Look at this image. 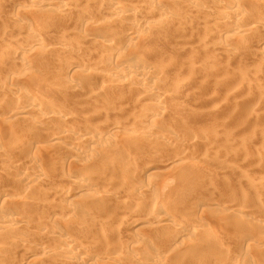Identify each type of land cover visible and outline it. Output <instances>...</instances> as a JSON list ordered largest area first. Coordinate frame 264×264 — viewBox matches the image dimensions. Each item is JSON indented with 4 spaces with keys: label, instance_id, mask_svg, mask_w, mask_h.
Instances as JSON below:
<instances>
[{
    "label": "rangeland",
    "instance_id": "1",
    "mask_svg": "<svg viewBox=\"0 0 264 264\" xmlns=\"http://www.w3.org/2000/svg\"><path fill=\"white\" fill-rule=\"evenodd\" d=\"M1 1L0 37L3 32L2 30H9L11 29L10 27H12L9 32L11 31L10 33L13 36H22L25 38V42H30L31 40H28L32 38L34 41V38L42 37L43 40L46 38L44 40L45 43L47 42L46 44L58 48L56 46L57 42L54 41L55 37L59 35H66L68 40H70L72 43V46L75 44L74 49L72 48L69 51L67 50L68 52H62L63 54L60 52V55H57L52 51H46L43 53L40 52V54L39 51H36L34 53L36 56L31 57L33 62L36 59L38 60L35 61V63H37L36 66L28 67L27 70L21 74L22 76H20V78H23L20 79L22 80L20 83H26L24 85L22 84V86L24 87L27 85L25 88L29 89L38 99H42H39V101L41 102V105L44 106L43 110L45 113L58 114L59 112L62 114H68L67 116L70 115V119L73 118L70 121V123L73 124L76 118L77 120L82 119L84 121V115L87 117H92L95 115L93 112H98L97 109L99 108L98 106H100L99 113H103L102 115L96 113L97 115L93 116L92 118L88 117L89 120L86 117V121L84 122L89 123L86 124L81 122L83 126L80 124L82 126L80 127L79 125L80 129L79 127L77 128V126V129L75 128L76 131H79V133H82V130H88V134L89 132L91 133L90 135L95 133L93 135L95 137L100 136L99 134L103 131L101 130L103 127V129H107L109 122L111 123L109 127H111L112 124L122 125L119 132L115 135L116 137L113 139V142L110 141V144H112L111 147L108 146V148L105 147L100 150L97 149L91 151L92 154H90L94 155L93 157L97 158V160L99 159L98 161L94 159V161L97 163L92 162L93 159L90 163V159H87L89 158L87 156H90V154L87 156H82L83 154L78 153V150L75 152L76 150L73 151L72 149L65 148L63 146L62 149L61 146H57V148L46 147L45 149L43 147L32 148L26 143V147L25 145L23 146L27 151H25L24 158L26 157L27 159H30L32 157H37L43 167L46 168V172H48L47 174H50V176L48 175V180L43 179L40 188L29 187V189L28 187L22 186L20 184L18 188L14 190L12 195L21 194L25 198L33 200L32 203L35 204V206H33L31 203V206H33V209L30 206L31 210H27L29 209V205L27 206L25 215L26 219L29 217L31 218V221H34L33 224H36L40 219H46L49 212L53 215L55 214V220L52 219L49 222L50 227L53 229H62L67 237L73 240L75 244H81L84 248H88H81V250L78 248L77 252L72 253V255L79 257L83 253H89L90 258H92L91 262H95L96 264H106L108 260L117 254V256L120 254L123 260L126 257L128 258V256H141L143 250L132 248V246H130L131 241L143 242L146 246L150 247V252H152L151 250L156 251L157 249L161 251L160 249H163V247L165 249L166 247H173V249L177 248L179 250L181 248L183 249L186 245L188 248V245L190 244L188 243L190 235H194L193 233H196L195 235L198 236L204 227H208L207 225L209 224L213 226L211 221H217L214 219L222 218L223 216L225 217L228 214L226 216L228 219L226 220L228 222H221L222 224L219 223V221L213 222L214 226L216 227L215 228L213 226L215 233L211 232L212 236L215 237H213L215 240L213 241V245H215L217 243L216 240H218V246L221 245L224 249L226 247L225 250L222 249L224 250L223 252L225 254L232 253L231 256L233 259L235 260L237 258L236 260H238L239 263L244 260L243 264L245 262V264H264V230L261 231L260 229V231H254V229L251 228L252 226L254 227L256 225L254 223L260 221L264 223V186L261 187L262 184L264 185V64L261 65L262 68L259 65L264 62H258L261 60L260 57L264 55V45L261 46L262 43L259 45V43L262 41L261 36H258L260 39H258V37L255 38V42L257 43L258 41L255 46L252 45L251 47L249 44L246 45L244 44L246 43L244 41L243 45H246L245 47H243L241 42L235 52L236 54L234 53V55H226L227 53L224 51L222 52V50L217 47L218 44L216 46H214V44L216 42L219 43L223 41L226 43L228 41L226 40L227 36H214V33L213 35L211 34L213 31H211L212 29L210 28L219 26L217 23L218 21H214V18H210L213 20L207 19L208 14L206 15V19L209 20V23L212 21L209 27L211 32L209 33V30L207 32L208 27L206 28V26L209 24L208 21L203 18L206 24L204 22L201 23V20L203 21V19H201L203 16L200 18L197 16L199 19L198 20L193 12L192 14H189L192 10L189 9L187 5H184L183 3H181V5L178 4V6H175L176 9L174 8L176 13L179 12V14L177 13L176 16V19L178 20L174 25L159 32L154 30H150V32L147 31L145 33L146 37L144 36L145 38H143L145 41H141V39L137 40L139 43L133 41L131 43H125L124 45V48L127 49V53H129L130 58H132L130 53L132 52L133 54L132 50L136 49L137 46L142 51L145 48L150 47L152 49L154 47V50L152 54L148 56V61L146 60V63H148L149 66L151 65L152 71L155 73L156 77L163 76L164 78L160 77L159 80L155 79L154 82L149 83L151 87L157 89L159 96H146V94L141 92L135 85H131L129 82L127 83V81L125 82L123 80L125 78H120L117 80L121 82L122 80L124 81L123 83L120 82L123 84L122 86L120 85L121 88L118 86H116L118 87L116 88L115 84L114 88L112 87L113 84L109 78L110 76H108L109 74H107V71H105L107 70L105 65L114 64V61L109 60L112 63L107 62L105 61L106 58H103L104 62L101 60L99 52L101 51L102 46L99 44L94 45V43H89V41L82 42L84 40L83 35L85 34L83 33V30L72 29L73 25L70 24V28L65 26L66 29L64 27L62 30L53 27L51 29L56 31L51 30V33L47 35L44 32H41L42 29H39L40 32L39 34L37 33L38 37L37 35L34 37L30 34L26 37V33L21 31L22 29L19 27L9 26V23L5 24L7 20L8 22L11 20L12 13H9L10 11L12 12L11 7L17 4V2L19 3L23 0ZM121 1L128 5L134 4L136 2V0ZM82 5L77 6V8L79 7L77 10L78 12L75 13H79L81 9L83 10L85 4L83 6ZM154 6L156 7V5ZM93 9H95V12L93 13V21H97V24H102L105 20L109 21L110 15L107 14L103 9H98L100 13L97 10L99 14L96 12V7H93ZM207 10L211 12L212 10L214 11V8H207L206 11ZM20 11L25 13V11L22 9ZM148 12H150V10H148ZM103 14H107L105 15L107 16V19ZM189 15H193V18ZM102 17L104 18L102 19ZM190 17L192 21L195 19L192 24ZM145 18L144 19L148 22L156 21V17L153 16V13L149 14ZM183 21H185L184 23L186 24H191L190 27L192 26L191 29L192 31L194 29V33L190 32V28L188 27L185 29L186 26L184 27ZM111 22L108 24L109 26L107 24L105 25L106 27H104V30H98L100 31L99 33L105 35L106 37H113L114 35L118 36V34H124V32L128 30V25L125 22H120L118 24L114 23V25L111 24ZM214 22L217 25L213 24ZM246 26L251 27V25ZM204 28H206L205 30L207 33L205 34L207 35L203 36ZM87 31H89L87 34L91 33L93 35H100L97 33V30H94V33H92L93 31H90V29H87ZM14 32L16 34H14ZM209 35H212L211 37L213 38L208 37ZM205 36L207 37L205 38L206 40L202 38ZM1 39L2 37L0 38V49L3 43H5L3 41L4 39ZM212 39L214 40L212 41ZM204 40L207 44H205ZM134 42H136V44ZM129 44H132L133 46H129ZM76 47H78L79 50H77ZM37 53L39 55H37ZM8 60L9 61L7 63H11L10 58ZM76 60H78L77 62H79L80 66L77 63L78 68L76 74L78 76L75 74L77 79L74 84L69 82L68 79H61L60 76L62 75L63 77L66 72L72 74L73 71H68V67L70 66V61ZM8 69L17 71L20 69V66H18V64H11L8 66ZM86 71L87 73L92 71V73H90L91 76H88L89 73L86 74ZM96 71H99V73L97 74ZM48 80H50L49 83ZM258 85L261 86L262 90L261 88L258 89ZM93 91H97V96H99H96L98 100L96 97H94L95 95L93 96L98 102L96 105L93 103L95 99L91 97ZM6 93H8V90H6L5 86L1 84L0 97L3 95L5 98ZM88 93H91V96L87 95ZM204 97L205 99L207 98L208 100H213H209L208 102L206 99L204 101ZM86 99L87 101H84ZM215 100H221L224 102L228 100L226 104L229 105H226L221 110H215ZM85 103H88V107H85L86 110L83 108ZM155 103H159L163 107V111L160 115L155 117L156 119L153 118V120L150 118L149 120V118L146 117V114L148 113L147 110H149V108L151 109ZM89 104L94 105L90 107ZM80 106L83 108L82 110ZM89 107L90 110L88 109ZM103 107H105V110H103ZM78 109L82 111L80 113L81 115L78 113L80 112ZM87 110L89 111L87 112ZM98 114L101 116V118L98 116ZM96 118H99L98 121H101L98 122ZM117 118H120V121L117 120ZM13 119V117L7 118L9 123L12 122L10 126L0 122V132L2 133H0V140L3 138L0 143L9 147L10 154L14 158H16V154L12 150L14 145L13 143L19 141V137L16 138V130L18 131L19 135L23 134L24 137L26 136L28 138H43L50 131H52V134L62 131L60 130L62 127L58 124H48L41 122L39 125L38 123L37 125H32L30 122L25 123L21 121L18 122L17 126L14 125L15 122L13 123ZM94 119H96V121H94ZM1 120L3 119H0V121ZM106 121L108 122L107 125L105 124L107 123ZM96 122L100 124H97ZM101 122L105 123L101 124ZM96 124L98 127L99 125H102L103 127L101 126L102 128L100 127L98 130ZM2 126H5L4 131L7 133L1 129L4 128ZM89 126H93L94 128H90ZM130 128L136 129L137 131H133ZM143 128H150V133H144L143 130L145 129ZM94 129H97V131L95 130V132L92 133ZM14 133L15 137L13 136ZM44 134L46 135L44 136ZM160 137L168 138L170 141L162 143V141H160ZM53 154L56 156L54 155V157H51ZM85 156L87 158H85ZM173 157H177V161L173 164H170L169 160ZM24 158H21V161L28 162L27 159L25 161ZM101 159L103 164L105 162L103 166L97 165L98 163L102 164L100 161ZM52 162H55L56 167L58 168L53 167V169L50 165ZM119 162H125V164L128 163L130 166L132 165V169L128 168L127 171H125L129 178L123 180V183L116 181L118 175H113V172H111L110 169L109 172L114 177H111V175L110 177H107L110 174L107 173V168H109L107 165ZM87 166H91L90 168L92 170L94 169L93 171H95V175H93L89 181L91 183H101L100 185L103 186L107 183L106 186L108 189L105 186L104 187L107 189L106 192L109 190L108 193L110 196L108 195L106 198L105 194L103 195L105 190L100 191L102 186L99 187L98 184L94 188L97 189L98 187L100 190L95 191L96 193L94 196L88 197L86 199H84L85 197H82V193L77 194L78 196H74V198H76V196L78 198L82 197L81 199L83 200H78V198L75 200L73 197L67 198V196L64 195L66 194L65 190L69 188V185L65 179L72 177L81 178V175L84 174ZM97 170L100 172L98 171L99 173H96ZM138 173L139 177H137ZM50 177L51 179H49ZM108 178L109 181H111L110 183L107 182ZM112 180L117 183L114 184ZM170 182L176 184V188H169L171 187V185L168 186V184H171ZM124 183L126 185H124ZM140 183L144 185L147 184V186L149 185L148 191L141 192V194L137 192V194H135L134 191L130 190V188H132L131 185L134 186V184L137 185ZM161 187L164 189V192H162L163 189ZM160 188L162 191H160ZM167 189L168 191H166ZM169 189L172 190V192ZM155 190H158L159 192ZM123 191H127L129 193L126 194ZM108 193H106V195ZM137 195L146 197L148 200L146 202H140ZM150 198H152L153 202H151V200L149 201ZM202 198L223 204H220L221 208L218 210H220L219 212L222 210L224 213L217 212L218 214L216 213V216L215 212L218 210H212L211 212H214L213 214L209 212L210 210L203 211L204 207L202 204H200L203 202ZM155 199H157V202H155ZM48 203L51 206L50 208L47 207ZM126 203L127 205H125ZM152 203H159L155 205H162L163 207L165 206L163 210L165 211L167 209L165 212L168 214L171 212L172 214L174 213V216H179V214L187 215V217L185 215V217L181 215L183 218L177 217V219L179 218V221H182L180 219L189 222H192L193 219H196L195 222L199 220L198 223L201 222L199 223V228H197L195 231H185L186 234L180 238L175 235L173 227H167L166 229L158 228L153 223L154 219L150 214L152 212L151 210L154 209V205ZM239 204L248 212L244 220L241 221L234 219V213L230 214L232 211L234 212V209L237 207L236 205ZM134 207H137L139 211L134 213V211H132L134 210ZM13 208L14 210H17L16 206H13ZM9 209L10 208H3L0 203V212L6 213L9 211ZM220 215L222 216L218 217ZM137 219L141 220L139 225L135 224ZM28 221H30V219H28ZM100 221H105L109 225L111 224L112 227L108 229L110 230L114 228L115 230L113 229V232L110 230L107 235V230L104 232L105 229L102 230L98 226V222ZM233 222L234 224L236 222V225L239 222L246 228L240 229L238 233V231L235 230L237 227L233 225ZM31 223L30 226H32ZM220 225H222V228H224L223 230L220 228ZM211 226L209 225L208 228ZM98 227L99 229H97ZM117 227L118 233H116ZM32 230H34V228H32ZM213 230L211 229L210 231ZM102 231L105 234H103ZM220 231H222V234ZM226 232L227 235L236 234V236L228 238ZM124 233L128 236L130 242L121 246L122 243H120V241H123L122 237ZM222 235H224V237L227 239H225ZM24 237V240L26 239V242L30 243L29 245H33L30 250L24 251L21 248H17V243L10 242L6 238H0V244H7L8 242H10V244H16L11 246V255L6 253L7 257H5L6 254L0 257V261L3 264H26L29 259L32 260V258H37L39 255L38 253L41 252L37 250V246H46V241H49V244H47L49 246L50 243H55L53 246L64 243L63 239L53 237V235L48 232H45L43 236L39 237L33 234L31 231H26ZM10 244L7 245L10 246ZM167 244L168 246H165ZM252 244L254 246H252ZM247 245L251 246V248ZM14 246H16L15 248H17V250L13 248ZM50 247H52V245ZM187 248L183 249L184 252H186L185 249ZM189 250L191 249L189 248ZM189 250L187 251L189 252ZM197 251L199 254H195L198 257L204 253L203 251H201V253L198 249H195V251L193 250L192 253ZM20 252L22 254H20ZM223 252L219 251V254H222ZM192 253H187L186 259L181 260L182 262H180V264H217L214 260L211 261V258L207 256H201L202 259L201 257L198 258V260L201 259L200 262L196 259L197 256L194 254L196 256L195 257ZM224 253L223 255H225ZM231 256L229 255L227 258ZM52 257H44L42 261L40 259V261L34 262L32 264H61V258L59 256L58 258ZM142 262L150 264L152 262L151 256H145ZM123 263L133 264L127 263L126 261ZM167 264H174V261H168Z\"/></svg>",
    "mask_w": 264,
    "mask_h": 264
},
{
    "label": "bare ground",
    "instance_id": "2",
    "mask_svg": "<svg viewBox=\"0 0 264 264\" xmlns=\"http://www.w3.org/2000/svg\"><path fill=\"white\" fill-rule=\"evenodd\" d=\"M23 1H21L19 3L17 2V4H15L13 7L10 6L12 8V12L11 11L10 12L8 11V12L10 14L12 13L11 14V20H9V22L7 20L5 24L9 23V26L19 27L20 29H22L21 31H24V33H26L25 34L26 37L29 34L35 37L37 35V33L39 34V32H40L39 29L40 30L42 29L41 32H44L47 35V34L51 33L50 31L53 30V29H51L53 27L59 28L60 30H62V29H64L65 26L66 27L68 26V28H70L69 26H70V24H72L73 25L72 29H75V30L81 29V30H83V33H85L84 34L85 36L83 35L84 40L82 42L89 41V43H92V44L94 43V45L99 44L100 46H102V49L99 53H100L101 60L103 62H104L103 58H106L105 61H107V62L114 61V64H111V65L106 64L105 65V68H107V70H105V71H107V74H109L108 76H110L109 78L111 80V83L113 84V86H112L113 88H114V84H115V87L116 86L120 87V85L121 86L123 85L121 83H123L124 81L125 82L127 81V83L129 82L131 85H135L141 92L145 93L146 96L147 95L148 96H151V95L152 96H159L157 89H155L154 87H151L149 85V83L154 82L155 79L159 80L161 76L156 77L155 73H153V71H152L151 65L149 66L148 63H146V60L148 59V56L152 54L154 47L152 49L150 47L145 48L142 51L137 46L136 49L132 50L133 54H132V52L130 53V55L132 57V58H130L129 53H127L128 52L127 49L124 48V45H125V43H131L133 41L138 42L137 40H141V39H142L141 41H143V40L145 41V39H143V38L146 37L145 33L147 31L150 32V30H154V31L159 32V31H162L163 29H168L172 25H174L175 22H177V20H178V19H176L177 18L176 16H177V13L179 14V12L176 13V11H175V9H176L175 6H178V4L181 5V3H183L184 5H187L188 8L192 10L191 13H189V14H192V12H193V14H195L196 17L198 16L200 18L201 16H203L201 19H203V18L206 19V15L208 14L207 19L214 18L215 19L214 21H216V20L218 21L217 23L219 24V26L210 28V29H212L211 31H213V32H211L209 27H210V23L212 21L209 23V20L206 19L209 23V24L207 23L208 25L206 26V28L208 27L207 32L209 30V33L211 32L212 35L214 33V36L215 35L216 36H218V35L227 36L226 40H228V41L226 43L224 41L219 42V43H217L215 41L216 43L214 44V46H216L218 44L217 47L219 49H221L222 52L224 51L225 53H227L226 55H229V54L234 55V53L236 52V50L239 47L238 45H240L241 42H242L241 44L243 45L244 41L246 42V43H244L246 45L249 44V45H251V47H252V45L255 46L258 43V41H257V43L255 42V38L258 37L259 35L261 36V40H262L259 43V45H261V43H262L261 46L264 45V0H136V2L134 4H131V5L123 3L121 0H26V1L23 0ZM0 2H2V1L0 0ZM82 4L83 5L85 4L83 10L81 9V11H79V13H75V12H78L77 10L79 7L77 8V6H80ZM154 5H156V7ZM75 7H76V11H75ZM93 7L97 8L96 12L98 9L99 10L103 9L107 14H109L110 15L109 16L110 18L108 17L109 21L104 19L105 21H103L102 24L101 23L97 24L96 23L97 21H93L92 20L93 19V13L95 12V9H93ZM207 8H214V11L213 10L211 12H209L208 10L206 11ZM21 9L24 10L25 13L23 11H20ZM9 10H10V8H9ZM148 10H150L151 13L148 12ZM72 11L74 12V14ZM99 13H100V11H99ZM148 13L149 14L153 13V16L156 17V19H155L156 21H150V22L146 21L145 17H147L149 15ZM107 14H105V15H107ZM189 16H191V15H189ZM195 16H194V18H195ZM141 17H143V18H141ZM191 17L193 18V15ZM191 17H190V19H191ZM198 17H197V19H198ZM103 18L104 17H102V19ZM105 18L107 19V16H105ZM188 19H189V17H188ZM195 19H193V21ZM204 19H203V21L201 20V23L205 21ZM210 20H213V19H210ZM190 21L192 24V22H193L192 19ZM110 22L113 25H114V23L118 24L120 22H125L128 25V30L126 32H124V34L123 33L121 35L118 34V36L114 35L113 37L112 36L106 37L105 35L100 34L99 33L100 31H98V30H100V29L104 30V27H106L105 25L106 24L108 25ZM184 22L185 21H183V23ZM191 24L184 23L183 25H184V27L186 26L185 29H187V27H188V28H190L189 29L190 32H193L194 29L192 31V29H191L192 26L190 27ZM213 24H215V22ZM215 25H217V24H215ZM246 25H251V27H248ZM201 26H203V25H201ZM211 26H212V24H211ZM66 27H65V29H66ZM10 28L12 29V27H10ZM206 28H204V30H203L204 33L202 32L203 36L207 35V34H205V33H207L205 30ZM11 29H9V30H11ZM87 29L88 30L90 29V31L92 30L93 31L92 33H94V30H97L98 32L97 31L96 32L99 33L100 35H93L91 33L87 34V32L89 33V31H87ZM9 30H2L3 32L1 34V37H2V39H4L3 41L5 43H3V45L0 49V83L5 86V88H6V90H8L9 94L6 93L5 98L3 97L2 94H1L2 96L0 97V115L2 114L0 119H3L0 122L2 124L10 126V124L12 122L9 123L7 121V118L13 117L14 118L13 123L15 122L14 125H17L18 122H21V121L25 122V123L30 122L32 125H34V124L37 125V123L39 125L41 122H44V123H48V124H58L62 127L60 129L62 131H59L56 134H52V131L49 130L51 133L49 131H47L49 133L47 135L44 134V136L45 135L46 136L43 138L42 137L41 138H39V137H35V138L29 137L28 138L26 136L24 137L23 134L19 135L18 131L16 130L15 131V133H17L16 138L19 137V139H18L19 141H16L15 143H13L14 145H13V149H12L13 152H15V154H16V158H14L10 154L8 146L2 145L0 143V203L3 206V208H10L9 211H7L6 213L0 212V238H6L10 242L17 243V245H18L17 248H19V249L21 248L22 250L26 251V250H30L33 247V245H29L30 243L26 242V239L24 240V238H25L24 234L26 233V231H31L33 234H35L39 237L43 236L45 232H48L51 235H53V237L63 239L64 243L59 244V245L56 244L55 246H53L55 243H53V244L50 243V246L52 245V247H50L49 245H47V244H49L48 243L49 241L47 242L45 240L46 246H43V245L37 246V248H38L37 250L41 251L40 253H38L39 255L37 256V258H35V259L32 258V260L27 259L28 261L26 264H32L34 262L40 261V259L42 261L44 259V257L47 258L49 256L50 257L57 256V257H52V258H58V256H59L61 258V260H60L61 264H96L95 262H91L92 258H90L89 253H83L80 256L78 255L79 257L72 255V253L77 252L78 248H79V250H81V248L82 249H88V248H84L81 244H75L73 240H71L67 237V235L65 234V232L62 229H55V228L53 229L52 227H50L49 222L52 219L55 220V214L53 215L52 213L49 212L46 219L45 218L40 219L37 223L35 222L36 224H33L34 221H31V218H29V217H27V219H26V216H25L26 215V208L29 205V209H27V210H31L30 206H31V203L33 202V200H29L28 198H25L21 194H16V195H12V194H13L14 190L16 188H18V186L20 184L22 186H25L28 188L29 187H32V188L33 187H39L40 188L41 182L43 181V179L48 180V177L50 176V174H47L48 172H46V168L43 167V165L39 162L37 157L36 158L32 157L30 159H27L26 157L24 158L25 151H26L25 148L23 147L24 145L26 147V145L29 144L30 147H32V148L43 147L44 149L46 147L47 148L48 147H50V148L56 147L57 148V146L58 147L61 146V149H62V146H63L65 148H70L73 151L76 150L75 152H77V150H78V153L83 154L82 156H84V155L87 156L93 150H97V149L100 150V149H103L105 147L108 148V146L111 147L112 144H110V141L113 142V139L116 137L115 135L119 132L122 125L112 124V126L109 127V125H111V123L109 122V125H107L108 122L106 121L107 123H105V122H103V123H105L109 128L107 127V129L106 128L103 129L104 127L102 125H99V127H98L97 124H100V123L96 122L97 123L96 127H98V130L102 126L103 128L101 127L102 128L101 130H103V131L100 134L98 132H96L100 136L95 137V136H93L95 133L93 135H90L91 133L89 132V134H88V130L87 131L85 130L86 133L84 130H82L83 134L79 133L78 130L76 131V129L79 127V125L80 124L82 125L81 122L86 123V122H84V121H86L85 120L87 117L86 115L83 116L84 121L82 119L77 120V118H76V120H75L76 122L72 121L73 122V124H72V123H70V121L73 118L70 119V115L67 116L68 114H62L59 112H58V114L54 113V112H53L54 114L45 113V111L43 110L44 106H42L41 102L39 101V99H41V98L38 99L29 89L25 88L27 85L24 87L22 86V84L24 85L26 83H20V81H22L20 79H23L22 77L20 78V76H22L21 74L24 73V71L27 70L28 67L36 66L37 63H35V61L37 59L34 62L31 59L32 56H34V57L36 56L34 54L36 51H39V54H40V52L43 53L46 51L47 52L52 51V52L56 53L57 55L58 54L60 55V52H61V54H63L67 50L69 51L72 48L74 49L75 44L72 46V43L70 42V40H68V37H66V35H59V36L55 37L54 41L57 42L56 46L58 48L50 46L49 44H46L47 42L45 43V41H44L46 38L43 40V38L38 37V35H37L38 38H34V41L32 40L33 38L28 40V41L31 40L33 42H31V41L25 42L24 41L25 38H23L22 36L19 37L16 35L13 36L10 33L11 31L9 32ZM53 31H56V30H53ZM198 31H199V29H198ZM14 34H16V33L14 32ZM212 35H209L208 37H211ZM202 38L205 39L207 37L205 36ZM211 38H213V37H211ZM214 39H212V41ZM258 39H260V38L258 37ZM258 39H256V40H258ZM26 40H27V38H26ZM136 42H134V43L136 44ZM205 44H207L206 41H205ZM130 45L133 46L132 44H129V46ZM245 46L243 45V47H245ZM217 47H216V49H217ZM76 48H77V50H79L78 47H76ZM79 48H80V46H79ZM238 52H239V50H238ZM39 54L37 53V55H39ZM9 58L11 60V63H7L9 61L8 60ZM260 58H261V60H259L258 62H261V61L264 62V55H262V57H260ZM260 58H258V59H260ZM109 60H111V61H109ZM77 61L78 60L70 61V64H69L70 66L68 67V69H69L68 71H70V72L73 71V72H72V74L71 73L69 74L68 72H66V74L63 75V77H62V75L60 76L61 79H64V78L68 79L69 82H72L74 84V82L77 79L76 72H77V68L79 65V62H77ZM77 63H78V65H77ZM11 64L12 65L18 64V66H20V69L17 71L16 70L15 71L9 70L8 66H10ZM97 64H98V62H97ZM103 64H101V65H103ZM220 64H222V63H220ZM257 64H259V63H257ZM263 64L264 63L259 64L261 68H262L261 65H263ZM255 65H253V66H255ZM256 69H257V67H256ZM253 70H255V69H253ZM93 72H94V70H93ZM257 72H259V71H257ZM88 73L86 71V74H88V76H89L90 73H92V71L88 72ZM98 73H99V71L97 72V74ZM62 74H64V73H62ZM80 74H81V72H80ZM108 76H107V78H108ZM164 76H165V74H164ZM104 77H105V75H104ZM168 77H169V75H168ZM120 78H125V79H123L124 81L122 80V82L117 81ZM49 81L50 80H48V83H49ZM44 83H45V81H44ZM253 85H255V84H253ZM258 86H255V87H258ZM118 87H116V88H118ZM252 88H253V86H252ZM259 88H261V86H259L258 89ZM261 90H262V88H261ZM90 94L91 93H88L87 95L91 96ZM97 94H98L97 91L96 92L93 91V94L91 97H93L94 95H95L94 97H96ZM97 97H99V96H97ZM96 98H94L95 100L93 102L95 105L98 104V102L96 101ZM203 99L205 101L207 98L205 99V97H204ZM97 100H98V98H97ZM209 100L207 99L208 102H209ZM211 100H213V99H211ZM223 100H225V99H223ZM84 101H87V99ZM90 101H91V98H90ZM100 102H101V100H100ZM226 102H228V100ZM226 102L221 101V100H219V101L215 100V104H214V108H216L215 110H219V109L221 110L226 105L228 106L229 104H226ZM88 103H90V102H88ZM88 103H85L84 105L82 104L84 107L82 105L81 106L83 108L88 107ZM42 104H43V102H42ZM94 104H89V105H90V107H92ZM102 104H104V103H102ZM81 106H80V108L82 110L83 108ZM141 106H143V105H141ZM90 107L88 108L89 110H90ZM98 107H97L98 112H93L95 115H97L96 113H99L100 106H98ZM95 108H96V106H95ZM103 108H104L103 110H105V107H103ZM81 110H79L80 111V112H78L79 114L82 112ZM85 110H86V108H85ZM89 110H87V112ZM162 111H163V107L159 103H155L153 105V107H151V109L149 108V110H147L148 113L146 114V117L149 118V120H150V118L156 119L155 117L160 115L162 113ZM111 112H112V109H111ZM99 114L102 115L103 113H99ZM99 114H98V116H100ZM87 115H88V113H87ZM95 115H93V116H95ZM88 117H87L88 120H89V118H92V117H89V118ZM80 118H81V116H80ZM100 118H101V116H100ZM96 119L98 121L99 118H96ZM96 119H94V121H96ZM119 119L117 118V120H119ZM100 121H98V122H100ZM88 123H86V124H88ZM103 123L101 122V124H103ZM114 123H116V122H114ZM81 125H80V127L83 126V125L82 126ZM76 126H77V128H76ZM2 127H4V128H1V129L4 131L5 126H2ZM80 127H79V129H80ZM92 127H90V128H92ZM131 127L133 128L132 125H131ZM134 127L137 128L136 126H134ZM143 129H145V128H143ZM95 130L97 131V129H94V131H92V133L95 132ZM131 130L137 131L136 129H131ZM138 130H140V129H138ZM7 131H9V130H7ZM4 132H6V131H4ZM143 132L146 134L150 133V128H146L145 130H143ZM15 133L13 134L14 137H15ZM138 133H136V134H138ZM4 136H2V137H4ZM109 139H112V140H109ZM160 141H162V143L163 142L166 143V142H169L170 140L168 138H161L160 137ZM16 150H18V151H16ZM91 154H90V156H87L89 158H87L85 156V158L90 159V163H91L92 159H93L92 162H94V163L99 160V159L97 160V158H94L93 157L94 155H91ZM54 155L55 154L51 155V157H54ZM21 158L22 159L24 158L25 161L27 159L28 162H24V161L22 162ZM78 158H79V156H78ZM94 159H96V161H94ZM100 161L102 162V164L98 163L97 165L103 166L105 164V162L103 164L102 159ZM176 161H177V157H173L169 160L170 164H173ZM116 162H118V161H116ZM50 165L52 166V168L53 167L58 168V167H56L55 162L50 163ZM92 165H93V163H92ZM90 167L91 166L86 167L87 169H85L84 174L81 175V178L80 177L79 178L78 177L77 178L72 177V178H66L65 179V181L69 185V188L65 190L66 194H64L65 196H67V198H70V197L74 198L75 195L82 193L83 194L82 197H85L84 199H86L88 197L94 196L96 193L95 191L100 190L98 187H97V189L94 188L98 184L97 182L91 183L89 181V180H91L92 176L95 175L94 174L95 171H93L94 169L92 170ZM107 167H109V168H107V170H108L107 173H110L109 171L111 170V172H113L112 173L113 175H116V176L118 175L117 176L118 178L116 177L117 180H116V178H115V180L117 182H121V183H123L122 182L123 180L129 178L128 174H126L125 171H127L128 168L132 169V165L130 166V164H128V163L125 164V162L124 163H122V162L121 163L120 162L119 163H113L110 165L108 164ZM131 169H129V170H131ZM129 170H128V172H129ZM98 171L99 170H97L96 173L100 172V171L99 172ZM104 172H106V171H104ZM114 173H117V174H114ZM103 174H105V173H103ZM112 174L110 173L109 176H107L108 174L105 176L110 177V175H111V177H114V176H112ZM134 174H136V173H134ZM129 175L131 176L130 173H129ZM137 177H139V173H138ZM49 179H51V177ZM107 182L108 183L111 182V181H109V178H108ZM113 182H112V184H113ZM117 182H114V184ZM100 184H98L99 187L102 186L100 191L105 190L103 195L105 194V197L107 198V196L109 195V193H108L109 190H108V192H106L108 189V187L106 186L107 183L106 184L104 183L105 184L104 186L107 189L103 185H100ZM114 184H113V186H114ZM124 185H126V184L124 183ZM170 185H171V187H169V188H171V189L176 186V184H174V183L168 184V186H170ZM148 186H147V184L144 185L141 183L137 184V185L134 184V186L131 185L132 188H130V190L134 191L135 194H137V192H139L141 194V192L148 191ZM263 186L264 185L262 184L261 187H263ZM161 188H160V191H162ZM155 189H156V187H155ZM158 189H159V187H158ZM155 191H158V190H155ZM166 191H168V189ZM170 191L172 192V190H170ZM123 192L126 194L129 193L127 191H123ZM162 192H164V189ZM106 193H108V194L106 195ZM77 196H76V198H78ZM137 197H138V200L140 202H146L148 200V198L141 197L140 195H137ZM76 198H74V199L76 200ZM81 198L79 197L78 200H80ZM111 198H112V196H111ZM157 198H159V197H157ZM103 199H104V197H103ZM81 200H83V199H81ZM150 200H151V202H153L152 198H150L149 201ZM155 200H156L155 202H157V199H155ZM229 200H230V197H229ZM202 201L203 202L200 204H202V206L204 207L203 211L204 210H206V211L210 210L209 212H211L212 210L213 211L218 210L221 208V205H223L220 202H216V201L214 202V201H211L208 199H203ZM238 202H239V199H238ZM155 204H159V203L153 204L154 209L151 210L152 212L150 214H151L152 218L154 219L153 223L158 228H160V229L165 228L166 229L167 227H173V229L175 231V235L178 236V238L183 237L184 234H186L185 231H187V230H194L195 231L197 228H199V225H200L199 223H201V222L198 223V221H199L198 219H197L198 221H196V222H195L196 219L195 220L193 219L194 222L193 221L192 222L184 221L183 219H180L182 221H179L178 220L179 218H183L185 216L187 217V215L184 214L185 215L184 216L183 214H179V216H174L173 215L174 213L172 214L171 212H170V214H168L167 212H165V211H167V209L165 211L163 210L165 206L163 207L162 205H155ZM125 205H127V203ZM13 206H16L17 210H14ZM33 206H35V204H33ZM33 206H31V208ZM123 206H124V203H123ZM236 206H235L236 208L234 209V212L232 211L230 214H232V213L235 214V217H234L235 220H238V221L244 220V218L247 216L248 212L246 211V209H243V207L240 204L236 205ZM47 207L48 208L51 207L49 203L47 204ZM132 211H134V213H135V212L139 211V209L137 207L136 208L134 207V210H132ZM219 211L220 210L216 211L215 214ZM221 212L224 213V211H222V210H221ZM221 212H219V213H221ZM27 214H28V211H27ZM217 214H216V216H217ZM221 216L222 215H220L218 217H221ZM226 216L225 217L223 216L222 218H216L215 217L216 219H214V220L219 221V223H221V222L223 223V222L228 220ZM177 217H179V218L177 219ZM28 219H30V221L32 223L30 221H28ZM187 219L190 220L189 218H187ZM187 219H185V220H187ZM217 221H211L213 226H214L213 222H217ZM30 223L32 226H30ZM140 223H141V220H139V219H137L135 221V224L139 225ZM113 224H115V223H113ZM240 224L241 223L238 222L236 225V222H235V224L233 222V225L237 227V229H235V230H237L238 233H239L240 229L246 228L243 226V224H241L243 227ZM254 224H256V225L254 227L253 226L251 227L254 229V231H257V230L260 231V229H261V231L264 230V223H262L261 221L254 223ZM209 225L211 226V224H209ZM209 225H207V226L209 227ZM98 226L102 230L105 229L104 232H106V230H107L106 234L109 233L110 230L112 231L114 229V228H112L109 230L108 228H111L112 225L107 224L105 221L98 222ZM213 226H211L210 228L204 227V229L201 230V232H200V234H198V236L195 235L196 233H193L195 236L190 235L189 236L190 237L189 242H188L190 244L188 245V248L186 247V245L184 247V248H187V249H185L186 252H184V250H183L184 248L183 249L181 248L178 250L176 247H175L176 249H173V247H166V249H165L163 247V249H160L161 251H159L157 249L158 250V251L156 250L157 252L154 250H151L152 252H150V247L146 246L141 241H131L130 242V239L124 233L123 237H122L123 241L122 240L120 241V243H122L121 246L126 245L128 242H130V246H132V248L143 250L142 255L141 256L140 255L132 256V257L128 256V258L126 257L127 256L126 255L125 256L126 258H124V260H123L121 258V255L119 254V256H117L118 255L117 254L116 256H113L110 260H108L106 262V264H124L123 263L124 261H126L127 263L142 264L143 263L142 260H144L145 256L148 257V255L151 256V260H152V262L150 264H167L168 261H170V262L174 261V264H180V262H182L181 260L186 259L187 253L190 254V252L192 253V251L193 250L195 251V249L200 250V252L203 251L204 253L201 256H203V257L207 256V257L211 258L210 259L211 261L214 260L217 264H243V261H244L243 258H242L243 261H241L242 263L241 262L239 263V261L236 260L237 258L235 260L233 259V257L231 256L232 253L231 254L228 253L231 257L227 258L229 255L225 254L223 252L226 249V247L224 249L223 246H221V245L218 246V244H219L218 240H216V242L218 244L216 243L215 245H213V243H214L213 241H215L214 240L215 237L212 236V233H211V232L215 231V230H213V228L215 226L214 227ZM220 226H221L220 228H222V225H220ZM99 227L97 229H99ZM32 228H34V230H32ZM211 229L213 231H210ZM223 229L224 228H222V230ZM116 230H117V232L116 231H114V232L118 233V227ZM243 230H245V229H243ZM248 230H250V229H248ZM104 232L102 231L103 234H105ZM221 232L222 231H220V233ZM224 235H222V236L224 237ZM226 235H227V232H226ZM227 236H228V238L229 237L232 238L233 236H236V234L227 235ZM237 236H238V234H237ZM225 239H227V238H225ZM185 241H187V240H185ZM10 242H8V243L6 242V243L10 244ZM28 242H30V241H28ZM263 242H264V240H263ZM15 243H13V244L16 245ZM7 244H4V243L0 244V257L4 256L6 253H9V255H11L10 250L12 249L11 246H13V244L11 243L12 245L10 244V246ZM168 244L170 246L169 241H168ZM168 244L165 246H168ZM252 246H254V245L252 244ZM15 247L16 246H14L13 248H15ZM248 247L251 248V246H248ZM17 248H15V249L17 250ZM189 248L191 250H189ZM152 249H154V248H152ZM222 249H224V250H222ZM180 250H182V251H180ZM187 250H189V252ZM219 251H222L225 255H228V256L223 255V253L222 254L220 253L221 254L220 255ZM225 252H227V251H225ZM195 253H198V251L194 252L192 254L194 255ZM20 254H22V253L20 252ZM204 254H205V256H204ZM201 256H199V257L197 256L196 259L198 260V258H200ZM5 257H7V254ZM10 257H12V256H10ZM201 259H202V257H201ZM201 259L198 261L201 262ZM0 260H1V258H0ZM198 261H197V263H198ZM39 263H42V262H39ZM0 264H3V263L0 261ZM143 264H146V263L144 262ZM204 264H207V263H204Z\"/></svg>",
    "mask_w": 264,
    "mask_h": 264
}]
</instances>
